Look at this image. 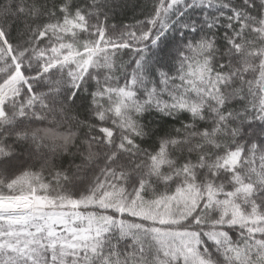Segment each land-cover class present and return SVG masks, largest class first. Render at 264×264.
<instances>
[{
  "label": "snow or ice",
  "instance_id": "obj_1",
  "mask_svg": "<svg viewBox=\"0 0 264 264\" xmlns=\"http://www.w3.org/2000/svg\"><path fill=\"white\" fill-rule=\"evenodd\" d=\"M0 264H264V0H0Z\"/></svg>",
  "mask_w": 264,
  "mask_h": 264
},
{
  "label": "trees",
  "instance_id": "obj_2",
  "mask_svg": "<svg viewBox=\"0 0 264 264\" xmlns=\"http://www.w3.org/2000/svg\"><path fill=\"white\" fill-rule=\"evenodd\" d=\"M133 2H134V0H133ZM131 15H132V12H131V10H129L128 16L131 17Z\"/></svg>",
  "mask_w": 264,
  "mask_h": 264
}]
</instances>
